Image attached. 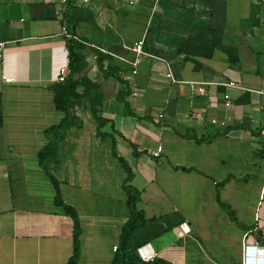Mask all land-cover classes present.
I'll use <instances>...</instances> for the list:
<instances>
[{
  "label": "crops",
  "instance_id": "1",
  "mask_svg": "<svg viewBox=\"0 0 264 264\" xmlns=\"http://www.w3.org/2000/svg\"><path fill=\"white\" fill-rule=\"evenodd\" d=\"M69 33L85 60L74 79L98 87L108 121L101 132L112 138L85 131L78 107L70 108L65 129L49 131L63 118L51 87L68 71ZM0 42L6 43L0 264H68L73 255L72 221L54 205V188L38 163L50 141L56 156L46 169L80 224L77 264L111 263L130 217L123 182L112 185L111 139L132 172L129 185L140 192L136 210L148 222L131 240L143 244L148 262L242 264L244 246L255 245L253 233L264 225L258 209L264 200L261 6L249 0H0ZM135 43L144 52L139 62ZM96 52L118 70L120 82L103 77ZM231 82L237 88L226 87ZM127 92L125 104L116 100ZM217 193L247 230L220 210Z\"/></svg>",
  "mask_w": 264,
  "mask_h": 264
},
{
  "label": "trees",
  "instance_id": "2",
  "mask_svg": "<svg viewBox=\"0 0 264 264\" xmlns=\"http://www.w3.org/2000/svg\"><path fill=\"white\" fill-rule=\"evenodd\" d=\"M65 30L67 32V29ZM69 35L70 38L67 39L66 43L68 50V75L62 83H57L51 87L54 110L61 113L63 118L57 126L51 127L49 131L53 132L65 129L71 105H73L74 101L86 100L88 102L90 114L97 124L96 135L101 139H105L107 137L112 138L109 134L101 132L106 124H108V121L101 117V105L103 98L98 87L87 78L74 79L75 69L84 67L85 60L80 53L83 49L82 45L73 37L72 33H69ZM95 54L97 57L98 70L103 74V77L106 79L113 78L120 82L121 78L118 75V70L110 65H105V62L109 59L99 52H96ZM127 94L129 93H119L116 100L125 104L124 97ZM112 130H114L113 127ZM227 131L228 129H226V132ZM119 137L121 136L119 135ZM111 146L112 158L121 165L126 174V178L122 184V190L127 196L126 205L130 211V217L121 228L118 247L110 264H170L160 259L153 260L152 262H144L137 255V250L140 249L143 244L133 242L131 240V236L135 231L142 229L147 224L148 220L145 218V213L143 211L136 210V204L140 202V192L129 185L133 178L132 172L128 168L126 162L122 158L118 157L115 150V141L113 139H111ZM55 156L56 145L50 141L39 151L38 163L54 188V205L60 208L72 221L73 255L69 259L68 264H77L80 254L79 237L81 233L79 220L75 210L63 203L60 196L59 183L49 174L45 166V164L50 160H53ZM215 200L220 210L226 214L230 222L234 223L242 230H247V227L238 221L236 214L230 205L221 201L219 193L216 194ZM253 237L260 245L264 246V237L261 236L260 231L253 233Z\"/></svg>",
  "mask_w": 264,
  "mask_h": 264
},
{
  "label": "built area",
  "instance_id": "3",
  "mask_svg": "<svg viewBox=\"0 0 264 264\" xmlns=\"http://www.w3.org/2000/svg\"><path fill=\"white\" fill-rule=\"evenodd\" d=\"M249 1L252 2L253 4H257L261 6L264 11V0H249ZM63 32L66 33V30L64 29ZM67 37L70 38V35H67ZM5 47H6V43L0 42V65L4 58ZM133 51L137 56L136 61L139 62L140 58L144 55L142 43H135L133 47ZM136 72L137 71H133L132 74L136 75ZM67 75H68V71L62 73L60 77L57 79V82L62 83L67 77ZM170 76L171 75H167V78H170ZM3 80L5 83H12L11 80H6V79ZM226 87L237 88V86L233 82L228 83ZM199 92L201 94L203 93L202 90H199ZM132 96L135 97L136 94L133 93ZM224 99L227 101L229 99V96L227 95L224 96ZM160 153H161V148L157 149V151L154 153V157L158 158ZM259 231L261 232V236L264 237V225ZM186 234H189L188 228ZM141 251H142L141 248L138 249L137 255L142 261L148 262L151 258L150 255L147 256L143 255ZM242 252H243L242 264H264V246L260 245L257 241H255V245H245Z\"/></svg>",
  "mask_w": 264,
  "mask_h": 264
},
{
  "label": "rangeland",
  "instance_id": "4",
  "mask_svg": "<svg viewBox=\"0 0 264 264\" xmlns=\"http://www.w3.org/2000/svg\"><path fill=\"white\" fill-rule=\"evenodd\" d=\"M74 107L75 108L78 107V110L76 109V111L79 114L82 115L85 131H92V129L95 130L96 127H97V124L93 120V118H92V116L90 114L88 102L86 100H84V101H74L73 105H71L70 108H73L74 109ZM107 142H108V146H111L110 140H108ZM111 148H112V146H111ZM111 160L113 161L112 162L113 163V165H112L113 169H112V172H111V179H112V185H113V188H114V185L119 186L123 182V180L126 177V174H125L123 168L121 167V165L119 163H117L113 159H111ZM262 200H263V197L261 199L262 207L261 208L258 207V209H260L261 210V213L264 214V200L263 201ZM224 201L227 202V203H229V204H231L230 201H229V199H226ZM257 202H258V197H255L253 195V193H252V196H251V209L255 210L256 205H257Z\"/></svg>",
  "mask_w": 264,
  "mask_h": 264
}]
</instances>
